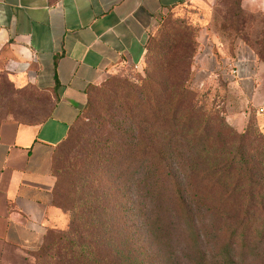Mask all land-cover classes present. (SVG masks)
Wrapping results in <instances>:
<instances>
[{
	"label": "trees",
	"instance_id": "trees-1",
	"mask_svg": "<svg viewBox=\"0 0 264 264\" xmlns=\"http://www.w3.org/2000/svg\"><path fill=\"white\" fill-rule=\"evenodd\" d=\"M242 1L217 0L224 33L239 38L231 18L245 12ZM196 30L185 20L165 27L154 42L160 67L131 87L124 123L109 129L99 119L100 132L83 145L75 125L56 150L53 205L69 219L47 231V264H236L237 245L264 244V149L190 88ZM110 83L107 97L122 81Z\"/></svg>",
	"mask_w": 264,
	"mask_h": 264
},
{
	"label": "crops",
	"instance_id": "crops-1",
	"mask_svg": "<svg viewBox=\"0 0 264 264\" xmlns=\"http://www.w3.org/2000/svg\"><path fill=\"white\" fill-rule=\"evenodd\" d=\"M216 0H0V56L29 64L11 74L22 91L23 118L0 122V264H34L33 253L49 228L61 227L53 205L56 150L68 138L93 88L123 65L144 63L151 33L164 14L184 5ZM264 12V0H244ZM241 83L258 77L255 53L240 43L232 54L215 35L202 32L193 83H209L225 63Z\"/></svg>",
	"mask_w": 264,
	"mask_h": 264
},
{
	"label": "rangeland",
	"instance_id": "rangeland-1",
	"mask_svg": "<svg viewBox=\"0 0 264 264\" xmlns=\"http://www.w3.org/2000/svg\"><path fill=\"white\" fill-rule=\"evenodd\" d=\"M243 1L241 7L245 12L231 18V22H240V29L243 30V35L240 38L233 32L231 34L224 33L222 29V25H225L224 6L217 3V0L211 6L184 5L164 14L161 26L148 38L144 63L139 67L121 66L117 74L92 90L90 100L95 104V110L88 111L85 107L83 115L72 133L82 132L84 134V138H80V144L83 145L87 139H95L96 133L100 132V128L97 129L99 119L104 122L110 120L107 126L109 129L124 123L122 101L125 102L127 98H130L131 87L142 84L149 73L154 74L153 71L160 67L158 61L159 54L162 53V46H155L154 42L161 41V35L169 23L185 20L190 22L194 28H198L194 33L198 41L202 32L206 30L212 36L215 35L229 49L243 43L242 39L244 38L253 43V47L252 45L246 46L255 53L257 59L259 75L254 83H241L237 76L228 78L221 70V74L217 78L206 84L204 82L194 84L193 80L196 78L194 79V74L191 73L189 86L197 98L202 100L207 110L214 111L220 118H224L237 134L247 131L254 140V149L263 150L264 143L261 144V141L264 140V12L247 11L243 7ZM6 66L7 63L0 56V122L7 118H23L25 115L23 99L30 95L28 90L22 91L18 87ZM114 78H118L122 83L115 95L111 94L107 97L104 91H106V86L112 84L110 82ZM261 109L263 112L260 111ZM105 132L106 126L102 130L103 135ZM56 165L58 170V163ZM55 175L57 174L55 173ZM63 215L65 221L61 227L57 228H65L68 223L69 218L64 213ZM205 245L209 249L210 244L207 238H205ZM48 253L51 254L50 251L45 250V246H41L32 255L34 264L49 263ZM234 256L236 264H264V244L257 247L251 245L249 248H244L239 244Z\"/></svg>",
	"mask_w": 264,
	"mask_h": 264
},
{
	"label": "built area",
	"instance_id": "built-area-1",
	"mask_svg": "<svg viewBox=\"0 0 264 264\" xmlns=\"http://www.w3.org/2000/svg\"><path fill=\"white\" fill-rule=\"evenodd\" d=\"M6 69L9 73L16 74L20 72L29 71L30 65L29 64L23 65L22 63L17 62V61H9L7 63ZM222 70H223V73L228 78H231V77L233 78L235 76H238V69L236 66H234L233 62L231 61L226 62ZM260 111L263 112V109H261Z\"/></svg>",
	"mask_w": 264,
	"mask_h": 264
}]
</instances>
